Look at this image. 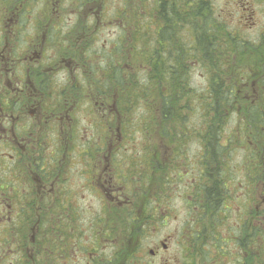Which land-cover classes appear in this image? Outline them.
<instances>
[{"label":"flooded vegetation","instance_id":"flooded-vegetation-1","mask_svg":"<svg viewBox=\"0 0 264 264\" xmlns=\"http://www.w3.org/2000/svg\"><path fill=\"white\" fill-rule=\"evenodd\" d=\"M261 3V19L252 7L242 19L247 36L256 33L255 55L264 57ZM106 5L0 0V264H170L173 244L175 264H264V112L247 122L246 135L233 132L249 144L240 178V159L219 155L229 147H205L200 135L196 168L176 170L181 224L168 225V176L181 149L164 140L120 145V115L88 90L80 48L106 30ZM241 92L244 104L264 106V81ZM241 92L232 93L236 103ZM134 149L140 156L129 157Z\"/></svg>","mask_w":264,"mask_h":264},{"label":"trees","instance_id":"trees-1","mask_svg":"<svg viewBox=\"0 0 264 264\" xmlns=\"http://www.w3.org/2000/svg\"><path fill=\"white\" fill-rule=\"evenodd\" d=\"M110 1L107 0L106 5L110 8H103L104 17L107 23L117 21L120 37L117 38V45H112L115 50H108L103 56L111 54L116 57L117 64L108 63V70L107 66L94 65L96 61H105L93 55L96 51L92 49V44L99 39L94 36L95 32L92 33L93 41L89 40L86 46L80 44V49L83 51L81 60L84 66L90 68L91 86L87 89L92 98L107 100L106 104L113 108L111 113L118 112L120 132L127 133L130 126L147 125L143 121L145 114L139 119L132 117L138 105L147 116H152L151 120L158 115L164 121L175 114L183 117L182 110L192 108L194 116L195 112H199L205 124H210L213 116L219 121H227L226 112L233 114L232 108H236L233 91L239 89L241 92L244 84L255 80L264 81V57L260 53L256 56L253 49V56L245 55L246 47L255 48L258 44L246 37L243 25L242 18L249 17L251 7L238 5L243 12L235 22H230L221 17L220 10L214 7L211 0H122L119 7H112ZM199 41L206 45L202 53ZM119 44L124 45L125 50H121ZM215 47L220 54L214 56ZM137 51L138 54H135ZM207 57L217 67L220 64L217 70L221 72L207 73V85L197 93L188 80L189 66L195 65L194 62L204 63ZM241 59H247L245 66L240 63ZM138 73L142 74L137 76ZM85 92L87 90L82 91V95ZM182 99L184 103L178 105L177 102ZM237 103L238 112L252 114L253 119H248L251 122L264 112V107L248 110L246 104L243 103L240 108V102ZM109 122H115V115L109 118ZM192 128L196 139L200 129L195 124ZM203 132V145L214 147L217 135L212 128L208 127ZM152 144L148 142L145 146ZM208 164L210 167L213 165L211 162Z\"/></svg>","mask_w":264,"mask_h":264},{"label":"rangeland","instance_id":"rangeland-1","mask_svg":"<svg viewBox=\"0 0 264 264\" xmlns=\"http://www.w3.org/2000/svg\"><path fill=\"white\" fill-rule=\"evenodd\" d=\"M211 1L214 4V7L220 10L221 17L224 20H227L230 22L231 21L235 22L239 18V15L242 14L243 12L241 11L242 8L238 7V5H243V8L253 7L256 12V19H261L262 17V14H261L262 5L259 4L258 2L259 0H211ZM122 3H123L122 0H111L110 1V4L112 7L113 6L119 7L122 5ZM109 8L110 6L106 7V9H109ZM111 12L113 13V8ZM118 33H119V24H117V21H114V20H111L108 22V26L105 31H102L101 33L100 32L97 33L96 36L99 39L95 40L92 44V49L96 51L95 53H93V55H97L96 57H102L105 61H96L94 62L95 66H102V67L107 66V70H108V63L112 64V62H115L117 64L116 57L108 53L105 59L103 54H106L108 50H112V51L115 50V48H112V45L114 44L117 45L118 43L117 38L120 37ZM254 35H256V33L248 34V36L246 37L254 40L256 38ZM119 48L121 50H125L124 45L122 46L121 44H119ZM246 48L247 49L245 51V55L253 56L251 50L255 48H250V47H246ZM135 54H138V51L135 52ZM245 60L247 59L240 60V63L242 62L243 66L246 65ZM223 62H226V61H223ZM208 67L212 69L215 68L216 70L220 68V67L219 68L217 67L216 63L215 65L213 64V62L211 63V60L208 57L205 59V62L202 64V67L199 65L196 66L193 64L189 66L190 71H189L188 80L190 81L189 83H190L191 88H193L195 92L197 93L200 90H203L207 85V78L205 75L208 72V69H207ZM86 68L90 70L89 67H86ZM96 69L100 71L99 67H97ZM101 70L103 71L102 68ZM136 72H139V71H136ZM219 72L221 71H218V73ZM141 74L142 73H138L137 76H140ZM254 84L255 83H253V85ZM242 94L243 93L241 92V95H240L241 100L239 104L240 108L243 106V100H244ZM245 102L247 103L246 105H247L248 110H252L253 108L258 107V106L255 107L254 104H252L251 106V103L248 100H245ZM177 103L178 105L179 103L183 104L184 100L182 99ZM234 103L236 105V108H232L233 114H230L229 113L230 111L226 112V114L228 113V115H226V118L228 119L227 121H224V122L219 121L218 118L213 116L211 117L212 120L210 124H207V123L205 124L203 122V118L201 117L199 112H195L197 114H195L194 116V112L192 108H186L185 110H182V113L184 115L183 117L177 116L175 114L173 118H170L164 121V120L159 119V115L157 118L155 117L154 120L153 119L151 120L152 116L151 115L147 116L146 111H144L142 108H139V105L138 107H135L134 114H132V117L134 119H137V118L139 119L140 117H142L143 114H145V117H143V121L146 122L147 125H145L144 123V124H139L138 126H135V127L130 126L127 129V133L122 132L121 134L122 139L119 142L120 145L130 146V147H145V145H147L148 142L154 143L156 145H163V140H164L167 145L172 144L171 146L175 145L181 149V152H179V158L176 164V168H172L171 174L168 176L169 178H171L170 180L171 185H168V186H170L169 190H171V198H172L171 206L173 208L172 210L173 214H172L171 220L168 225L173 226V227L180 226L181 221H182V212L180 208L181 202H180L179 195L182 192L181 186L183 182L180 181L178 176L176 175V170L179 169L180 171L184 172L185 170L193 171L196 168V156H197L196 152H197V147L199 144L198 136L201 135V139L203 140V135H204L203 131H205V129H208V127H211L213 132L217 135L215 142H217L218 145L215 144L216 147H219V144L220 145L223 144L229 147L227 149V152L226 150L220 148V150H218L219 155L224 157L226 155H229L228 153L233 152L234 153L233 158L235 159V161L232 162V164L234 163L237 164V162L240 159V162H239L240 164H238L235 168L236 173H237L236 178H240L241 176H243L240 169L243 168L242 160L245 161L247 159L246 155L248 154V152H247V149H245V145H249V144L247 142H244V143L239 142V140L233 138V132L234 131L238 132V130L242 128L241 131H245L243 134L246 135L247 129L248 128L252 129L253 126H249L247 122H251V121H249L248 119H245L243 116L238 118L239 115H244V114L247 115V114L238 112V109H239L238 103H236V101L233 100V104ZM178 105L176 106L178 107ZM263 107H264L263 105L260 106V109H263ZM188 113H190V116H187ZM89 116L90 115L86 114L85 120H87ZM194 124L197 125L199 129L200 127H203V129L200 130L202 134H199V132H197L196 139L192 133V129H193L192 127ZM148 128H152V129H148ZM163 128L167 129V131L164 130ZM243 134L241 133L242 139L244 137ZM174 136L175 138L173 139ZM213 136L214 134H212V137ZM92 140H95V136L94 138H92ZM210 151L211 153L207 154V156L211 158L210 162L214 164L213 152L211 149ZM127 153L129 154L128 155L129 157H132L134 155L140 156L139 151L136 152L135 149L131 152L127 151ZM221 173H222V169L218 171V176L221 175ZM0 174L3 175L4 173L1 172ZM186 177L187 175L183 176V179H186ZM179 251H180L179 246L177 247L176 244H173L169 251L170 253H168L165 256V257H171V255H173L174 257L173 259H176L174 262L171 260L170 264L177 263V261L181 258ZM158 262L159 263H156V264H162V261L158 260Z\"/></svg>","mask_w":264,"mask_h":264}]
</instances>
